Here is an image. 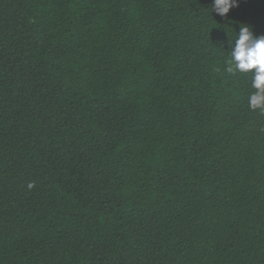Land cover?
I'll use <instances>...</instances> for the list:
<instances>
[{"label":"trees","instance_id":"1","mask_svg":"<svg viewBox=\"0 0 264 264\" xmlns=\"http://www.w3.org/2000/svg\"><path fill=\"white\" fill-rule=\"evenodd\" d=\"M211 3L0 0V264H264V114L226 72L264 0Z\"/></svg>","mask_w":264,"mask_h":264},{"label":"clouds","instance_id":"2","mask_svg":"<svg viewBox=\"0 0 264 264\" xmlns=\"http://www.w3.org/2000/svg\"><path fill=\"white\" fill-rule=\"evenodd\" d=\"M238 0H212L211 11L224 17ZM230 58L226 61V72L229 74L251 73V87L255 90L249 96V108L264 114V35L256 36L247 24H241L235 41H230ZM34 187L29 183L28 188Z\"/></svg>","mask_w":264,"mask_h":264}]
</instances>
